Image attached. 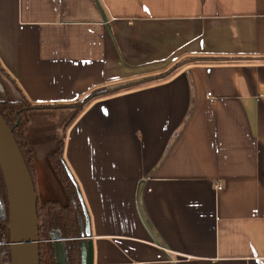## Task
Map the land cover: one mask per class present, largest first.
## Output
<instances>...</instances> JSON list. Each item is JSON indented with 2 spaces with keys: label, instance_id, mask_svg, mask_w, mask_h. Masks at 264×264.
Instances as JSON below:
<instances>
[{
  "label": "crops",
  "instance_id": "1",
  "mask_svg": "<svg viewBox=\"0 0 264 264\" xmlns=\"http://www.w3.org/2000/svg\"><path fill=\"white\" fill-rule=\"evenodd\" d=\"M0 68L6 100L111 90L28 113L38 200L68 204L62 144L93 264H264V0H0Z\"/></svg>",
  "mask_w": 264,
  "mask_h": 264
},
{
  "label": "trees",
  "instance_id": "2",
  "mask_svg": "<svg viewBox=\"0 0 264 264\" xmlns=\"http://www.w3.org/2000/svg\"><path fill=\"white\" fill-rule=\"evenodd\" d=\"M0 72L6 78H9L1 68ZM168 73L170 71L157 77L165 76ZM17 90L20 93L18 100L0 98V116L11 130L36 189L34 157L26 139L29 125L28 113L33 109L72 108L74 109V113L70 119L71 121L92 98L100 94L109 93L111 90L91 93L73 103L53 105H33L28 102L19 88ZM49 160L68 196V204L61 206L54 200H47L41 203L37 197L36 214L40 241L39 264H56L55 240L62 241L66 264H81V243L85 237V214L78 186L69 173L62 155V144L50 153ZM0 225H9L7 190L1 170ZM10 260L9 244H7V241L0 242V264L10 262Z\"/></svg>",
  "mask_w": 264,
  "mask_h": 264
},
{
  "label": "water",
  "instance_id": "3",
  "mask_svg": "<svg viewBox=\"0 0 264 264\" xmlns=\"http://www.w3.org/2000/svg\"><path fill=\"white\" fill-rule=\"evenodd\" d=\"M107 29V19L97 3ZM0 170L7 190L9 206V240L11 260L9 264H39V235L37 222V196L30 172L20 150L2 117L0 116ZM80 194V193H79ZM83 203V200L80 196ZM85 214V237L81 243V264H93L92 240L89 218ZM56 264H66L61 240H55Z\"/></svg>",
  "mask_w": 264,
  "mask_h": 264
},
{
  "label": "rangeland",
  "instance_id": "4",
  "mask_svg": "<svg viewBox=\"0 0 264 264\" xmlns=\"http://www.w3.org/2000/svg\"><path fill=\"white\" fill-rule=\"evenodd\" d=\"M0 76L2 77V74H1V72H0ZM0 77V78H1ZM2 87V83H1V80H0V88ZM68 110V109H67ZM65 114V113H64ZM50 115H52V116H54V115H56V114H50ZM50 115H48L47 117H46V119L44 120V122H48V123H50V124H53V125H56L57 126V118H58V116L56 115V116H54V117H52V116H50ZM28 116H29V114H28ZM43 122V120H40L39 118H36V122L34 123V125H38L39 123H42ZM48 147L49 148H52L53 147V145L51 144V145H48ZM38 151V150H37ZM37 157L40 159L38 162H39V167H38V172H39V174H40V164L43 162L44 163V157L42 156V153L41 152H37ZM35 158V157H34ZM38 164V163H37ZM35 166H36V164H35ZM34 166V167H35ZM43 178H41V182H43ZM35 181H36V183L38 182V176H37V174H36V172H35ZM42 185L44 186V189H46V191H47V193H49V198H44V196H39V198L41 199V200H47V199H57L58 197V199H61V201H64V198L62 197L63 195L61 194L60 196H54V194H53V191H52V189L51 188H49V189H47V185H48V183L46 182V183H42ZM64 205V204H63ZM9 236H10V233H9V225H0V242H4V241H7L8 242V240H9ZM4 264V263H3Z\"/></svg>",
  "mask_w": 264,
  "mask_h": 264
},
{
  "label": "built area",
  "instance_id": "5",
  "mask_svg": "<svg viewBox=\"0 0 264 264\" xmlns=\"http://www.w3.org/2000/svg\"><path fill=\"white\" fill-rule=\"evenodd\" d=\"M221 187H222V186H221L220 184H218V185L216 186L217 189H221ZM4 264H9V262H6V263H4Z\"/></svg>",
  "mask_w": 264,
  "mask_h": 264
}]
</instances>
